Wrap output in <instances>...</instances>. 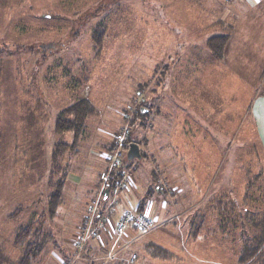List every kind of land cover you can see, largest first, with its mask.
Returning a JSON list of instances; mask_svg holds the SVG:
<instances>
[{
  "label": "rangeland",
  "instance_id": "rangeland-1",
  "mask_svg": "<svg viewBox=\"0 0 264 264\" xmlns=\"http://www.w3.org/2000/svg\"><path fill=\"white\" fill-rule=\"evenodd\" d=\"M214 11V0H0V264L18 260L14 235L32 220L41 249L31 264L248 259L259 237L249 222L264 218V151L250 118L261 87L252 86L256 65L230 63L223 78L205 69L206 42L210 48L224 32L209 26ZM97 28L101 46L93 41ZM224 47L218 55L210 48L212 55L221 58ZM180 50L196 60L177 58ZM81 99L95 111L73 144V132L54 126ZM140 106L144 117L136 115ZM124 127L143 158L129 161L124 152L130 180L103 200L102 156ZM56 192L62 200L50 217ZM93 203L106 222L78 255L75 240ZM220 203L226 219L235 218L229 239L213 233ZM137 205L149 206L154 228L116 236L118 217ZM205 211L193 239L191 223ZM263 260L264 246L246 264Z\"/></svg>",
  "mask_w": 264,
  "mask_h": 264
},
{
  "label": "crops",
  "instance_id": "crops-1",
  "mask_svg": "<svg viewBox=\"0 0 264 264\" xmlns=\"http://www.w3.org/2000/svg\"><path fill=\"white\" fill-rule=\"evenodd\" d=\"M214 2L217 4L218 12L214 11L212 22L210 18L207 19V21L211 22L209 26H217L220 27V32L224 31L223 35L218 34L216 36H229V40L224 47L221 58L212 55L206 42V47L203 50L204 63H207V68L205 69H208L207 71L210 75L215 74L223 78L227 76V72H229L230 69L234 70L228 67L230 63L256 65V68H254V66L250 67L252 71L251 78L255 80V82H252V86L256 87V85L259 84L261 88L260 90H256L252 96L250 102V118L258 142L262 145L264 151V0H214ZM245 24H250L252 27H247L245 29ZM228 32H230V35ZM188 45H192V41L188 42L187 46ZM182 52L183 51H181V54H179L177 58L183 57L187 63L194 62L197 58V53H193L196 57L195 60H193L191 56L189 57L188 54H182ZM207 71L205 72L207 73ZM237 71L236 69L235 73L238 74L243 81L248 80L244 76V69L243 71ZM245 85L248 86L250 84L245 83ZM145 113L146 111L141 110L142 117H144ZM109 147H111V144ZM102 158L104 157L102 156ZM138 205L137 207H139ZM147 209H150L149 206L145 207L146 212ZM156 218L157 216L155 219ZM83 220H85V218ZM127 230L131 232L135 231L130 227ZM95 244L97 245L98 243L96 242ZM86 248L87 252L92 249L90 245H87Z\"/></svg>",
  "mask_w": 264,
  "mask_h": 264
},
{
  "label": "trees",
  "instance_id": "trees-1",
  "mask_svg": "<svg viewBox=\"0 0 264 264\" xmlns=\"http://www.w3.org/2000/svg\"><path fill=\"white\" fill-rule=\"evenodd\" d=\"M103 33L102 31L98 30V28L93 33V41L97 46H101ZM227 37H215L209 40V46L212 49L213 52H217V55L221 53L222 48L224 47V43L226 41ZM218 57V56H217ZM141 110H144V107L140 106V108L137 110L136 115L142 116ZM94 108L89 103L87 99H81L75 102L74 104L64 108L60 113L58 114L54 131L56 133H64V132H73V144H76L78 136L81 132V129H83L85 125V120L87 117L94 114ZM129 145L133 143L131 140L128 141ZM138 145V144H137ZM111 148V147H110ZM141 158H143V155L141 154ZM123 171V161L121 163V169ZM121 175H119L118 179L120 180ZM115 179H110L109 181V191L113 188L115 184ZM103 199V198H102ZM61 194L59 192L54 193L50 196L48 200V214L50 217L54 216L55 211L61 203ZM136 211L143 212L141 207H137ZM217 215L220 214V219L216 220V225L214 226L213 233H217L218 235H223L222 237H225L226 239H229L232 237V235H229V229L235 228V218L232 217L231 219H226V213L224 212L223 206L220 203L217 206ZM245 212V215L248 214V209H243ZM222 213L224 216H222ZM206 211L204 213L198 214L194 217L191 225L192 230L190 233V236L193 239H197L199 236V233L202 228L206 225ZM250 215V214H248ZM226 216V217H225ZM86 218V217H85ZM85 221V220H84ZM255 220H250V224H253V228L251 232H253V235H258V239H255V247L252 250V254L248 256V259L244 261V256L240 257L238 259V262L241 261L243 264H246L251 257L257 253L258 250H260L264 246V218L259 221V223H254ZM84 224V222H83ZM229 226V227H228ZM40 236H41V227L39 225H36V221L32 220L27 225L19 228L17 232L14 235L13 238V244L14 247L20 249V256L18 257V260L14 263L9 264H31L32 260L36 259L40 249H41V243H40ZM264 260L262 261V263ZM264 264V263H263Z\"/></svg>",
  "mask_w": 264,
  "mask_h": 264
},
{
  "label": "built area",
  "instance_id": "built-area-1",
  "mask_svg": "<svg viewBox=\"0 0 264 264\" xmlns=\"http://www.w3.org/2000/svg\"><path fill=\"white\" fill-rule=\"evenodd\" d=\"M130 134L131 131L129 128H121L120 131H118L114 136L111 149H109L108 153L104 155L105 160L108 162V173L106 171L104 174L103 179L105 187H103L102 191L104 189L108 190V195L111 191L116 192L118 188H121V186L124 185L122 182L123 177L126 176V180H130V175H125L122 170H120L123 154L129 147L128 141ZM119 175H121L120 180L118 179ZM114 177H117V181L115 182L113 188L109 191V181ZM102 193L100 194L102 195ZM98 206V203H93L90 206L88 215L84 221V227L75 240V248L78 255H80L85 250L88 240L98 238L100 228L106 222L104 215L101 213L95 214ZM129 227L140 233H146L153 228V220L150 219L147 212L145 211L124 212L118 217V220L115 223L114 233L116 236L121 237ZM110 257L111 256H108V258Z\"/></svg>",
  "mask_w": 264,
  "mask_h": 264
},
{
  "label": "water",
  "instance_id": "water-1",
  "mask_svg": "<svg viewBox=\"0 0 264 264\" xmlns=\"http://www.w3.org/2000/svg\"><path fill=\"white\" fill-rule=\"evenodd\" d=\"M127 160H133V159H140V151L139 146L135 143H131L128 147L127 153H126ZM108 196V190H105L103 200H106Z\"/></svg>",
  "mask_w": 264,
  "mask_h": 264
}]
</instances>
